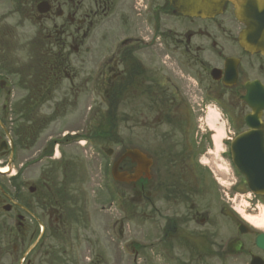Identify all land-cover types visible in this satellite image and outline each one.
I'll return each mask as SVG.
<instances>
[{
    "label": "flooded vegetation",
    "instance_id": "af4514ba",
    "mask_svg": "<svg viewBox=\"0 0 264 264\" xmlns=\"http://www.w3.org/2000/svg\"><path fill=\"white\" fill-rule=\"evenodd\" d=\"M25 23L35 27L32 40L16 33ZM242 30L230 2L197 18L169 0H0V59L14 70L6 61L0 69V264H48V225L58 228L62 215L48 217L46 194L21 186L16 168L35 139L34 112L63 107L64 81L75 98L102 97L112 125L120 112L137 127L131 143L155 136L153 183L141 178L119 190L125 214L129 201L155 197L151 243L163 264H264V194L251 192L241 173H264V105L245 100L249 92L264 101V56L241 47ZM15 91L22 94L14 101ZM208 111L217 114L214 127ZM211 155L226 161L231 187L189 183L193 166ZM133 169L128 159L120 164L121 172ZM120 240L123 264L129 248L137 264L142 248L122 229Z\"/></svg>",
    "mask_w": 264,
    "mask_h": 264
},
{
    "label": "rangeland",
    "instance_id": "374dc122",
    "mask_svg": "<svg viewBox=\"0 0 264 264\" xmlns=\"http://www.w3.org/2000/svg\"><path fill=\"white\" fill-rule=\"evenodd\" d=\"M16 19V16H12L9 20L14 23ZM17 30L16 33L21 35V40H32L34 37L35 27L32 24L25 23ZM14 54L22 58L26 55L19 49ZM5 61L0 59V69L5 65ZM6 62L5 67L13 72L14 70H11L13 65L10 66L8 63L12 61L7 59ZM61 89L63 107L54 110V106H48L47 109L42 108L38 112L40 119L47 124L35 134L33 141L26 143L22 148L16 168L17 182L21 186L24 183L35 185L39 193L46 194L47 201L48 196L52 194L59 196V208L53 206V210L50 211V204L46 206L48 213L60 211L63 221V223L58 221V228L55 227L54 222L48 228V264H123L120 239L117 240V235H113L110 240L105 230L106 223L110 219L112 222L119 219L117 231L122 229L129 242L143 246L137 260L138 264H153L154 258L155 264H163L161 257L154 255L153 249L148 246L155 233L154 210L150 204L155 201V197L151 195L148 200L139 203L129 201V209L125 214V212L121 213L119 205L115 203L108 208L105 195L106 187L110 183L115 184L109 176L110 162L125 148H140L153 158L155 164V136L144 135L142 140L147 141L131 143L135 136L141 135L140 130L123 124L121 113L115 112L113 113L117 126L115 139L106 137L93 143L87 142L84 146L83 142L68 140L71 139L70 137L63 139L61 137L66 131L73 132L81 126H91L92 129L104 127L107 111L102 97L85 94L75 98L74 93L69 90L67 81L62 83ZM19 95L15 91L13 100L18 99ZM210 112L212 111L207 112V118ZM51 139L58 141L52 146L51 158L42 157L43 147L47 146ZM105 149L112 150L111 157L104 155ZM47 154L48 152L44 156ZM204 158L207 162H202L206 163L207 168H203L197 162L200 168L196 170L193 166L189 183L212 184L215 191L222 189L219 187H231L233 179L225 161L216 159L212 155ZM204 158L201 157L200 160ZM24 159L31 160L32 165L29 168H20L24 164ZM153 173L155 167L152 169ZM117 194L120 198L119 190ZM33 209L37 215H40L38 206L33 204ZM57 213L59 216V212ZM121 221L122 228H120ZM126 264H132L131 257H127Z\"/></svg>",
    "mask_w": 264,
    "mask_h": 264
},
{
    "label": "water",
    "instance_id": "95a60500",
    "mask_svg": "<svg viewBox=\"0 0 264 264\" xmlns=\"http://www.w3.org/2000/svg\"><path fill=\"white\" fill-rule=\"evenodd\" d=\"M234 6L235 18L245 26L239 37L240 45L250 51L264 55V0H228ZM173 9L182 14L192 17L211 18L219 12L226 0H169ZM251 105L258 109L262 108L264 101L258 96L254 98L250 94ZM262 104V105H261ZM125 157L136 164L134 172L125 175L117 172L119 162ZM151 159L137 150H128L115 164L112 175L117 182H135L142 176L149 179ZM249 185L256 190V186L264 189V175L247 174Z\"/></svg>",
    "mask_w": 264,
    "mask_h": 264
},
{
    "label": "bare ground",
    "instance_id": "6f19581e",
    "mask_svg": "<svg viewBox=\"0 0 264 264\" xmlns=\"http://www.w3.org/2000/svg\"><path fill=\"white\" fill-rule=\"evenodd\" d=\"M216 118L217 117H216V114L214 112L209 113L207 120L209 122L210 127H214L215 122H216ZM221 135H222V133L218 129L216 132V135L214 136V141H215L216 146H218ZM260 226H264V219H263L262 223L260 224Z\"/></svg>",
    "mask_w": 264,
    "mask_h": 264
}]
</instances>
